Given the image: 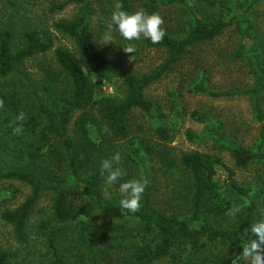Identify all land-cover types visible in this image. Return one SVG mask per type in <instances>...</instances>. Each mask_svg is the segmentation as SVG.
Listing matches in <instances>:
<instances>
[{
  "label": "trees",
  "instance_id": "16d2710c",
  "mask_svg": "<svg viewBox=\"0 0 264 264\" xmlns=\"http://www.w3.org/2000/svg\"><path fill=\"white\" fill-rule=\"evenodd\" d=\"M199 0H162L163 7H177L187 17L186 28L176 33L165 29L158 44L143 39L146 49L165 52L164 61L148 72H135L120 56L107 51L94 34L92 18L95 10L89 0H67L53 5L50 13L63 11L70 5L79 7L71 22L54 25L56 32L69 39L73 47L54 49L48 30H36L10 23L0 29V185L27 187L30 195L15 210L7 209L1 219L13 230L15 241L29 245L31 216L41 199L52 198L54 220L42 221L48 253L42 264H157L169 258L171 264H211L209 257L185 256L203 246H225L241 250V233L253 222L264 218V133L254 146L248 147L226 134L224 125L208 112L195 110L191 119L205 126L204 141H211L218 150L227 152L234 167L222 158L200 152L176 157L172 136L165 125L163 107L146 96L155 83L174 71L188 51L199 44L216 40L240 19L246 25V37L252 47L242 48L239 56L249 55L255 85L251 89L214 91L209 77L202 73L192 83V94L212 99L248 97L258 122L264 120L260 98L264 95V55L258 51L254 27L248 14L259 0H231L227 12L201 18ZM209 8H217L220 0H202ZM228 1V0H227ZM117 0L124 9H140L157 13L156 0ZM15 12L19 7L12 3ZM236 15H233L235 14ZM238 13V14H237ZM110 19V18H109ZM108 23H102L105 32ZM114 38L120 39L114 32ZM52 56V57H50ZM44 61V79L39 81L27 65ZM95 80L119 84L121 98H97ZM141 114L152 126V137L135 135L129 122ZM23 114V119H17ZM21 127L17 134L14 129ZM141 131V126H136ZM91 129L97 140L91 138ZM191 140L193 135L189 134ZM119 152L126 164L133 167L145 185L137 212L121 209L119 195L106 192V174L101 162ZM151 159L159 160L165 173L180 171L191 184L189 209L169 213L157 206L159 187L155 181ZM119 167L120 164L115 165ZM218 168L228 173L220 184ZM254 170L251 172V170ZM237 171L251 172V183H240ZM122 173L119 183L125 182ZM117 183V185H119ZM73 198H81L95 208L103 222H85L75 229L82 251L77 262L68 259L60 248L59 236L79 221L70 210ZM172 207H177L173 199ZM233 205L241 206L237 220L228 215ZM52 222L57 228L52 227ZM21 253L0 241V264H24Z\"/></svg>",
  "mask_w": 264,
  "mask_h": 264
},
{
  "label": "rangeland",
  "instance_id": "374dc122",
  "mask_svg": "<svg viewBox=\"0 0 264 264\" xmlns=\"http://www.w3.org/2000/svg\"><path fill=\"white\" fill-rule=\"evenodd\" d=\"M65 1L67 0H0V29L10 23H15L18 28L21 24H25L32 29L48 30L50 38L55 42L54 49L64 46L73 47L69 39L56 32L54 25L59 22L73 21L79 13V7L70 5L61 12L50 13V8L53 5L62 4ZM89 1L95 10L92 18L94 34L107 51L123 58L128 67L135 72L151 71L164 61L165 52L146 49L142 38L131 42L122 38H114L113 43L105 45L103 39L105 32L101 31V25L110 21L109 18L117 5V0ZM11 2L19 7L18 12L14 11ZM134 2L135 4L141 3L139 0H134ZM161 2L162 0H156L159 6L157 13L164 20L161 27L164 30L171 29L176 33L182 32L187 25V17L183 10L177 7H163ZM197 5L200 17L205 19L213 18L221 12H227L230 5L234 7L231 0H220L217 8H209L202 0H199ZM248 17L255 30L258 51L264 55V0H259L254 5ZM239 22H241L240 19H235L234 25L227 28L216 40L199 44L190 49L174 71L167 74L146 92V96L159 103L167 114L165 125L170 130L171 146L176 157L200 152L218 156L222 158L226 166L234 167V162L227 152L218 150L213 142L203 140L205 126L193 121L189 116L195 110L210 113L214 120L224 125L226 134L230 139L237 140L245 146L251 147L257 144L264 133V120L258 122L253 111V102L248 97L216 100L190 92L192 83L198 81L204 72L209 77V88L214 91H226L233 88L246 90L255 85L249 55H238L244 46L246 48L252 47L254 41L248 40L246 25ZM127 47L133 48L134 51L132 53L127 52L125 50ZM44 61L50 62V58L35 59L27 65L39 81L44 79L43 68H49L47 64H44ZM1 82L2 80H0ZM95 84L99 100L118 99L123 96L119 84L113 85L100 80H95ZM260 101L264 112V95ZM129 124L132 127V133L135 130V135L152 137L151 123L143 115L134 114ZM136 126H141L142 130L138 131ZM189 134L193 135V140L190 139ZM91 138L97 140V134L93 129H91ZM151 160L155 181L159 187L156 197L157 206L169 213L180 210L187 213L191 189L187 175L180 171L165 173L159 160ZM118 163L120 164L118 168L126 177L125 182L138 179L137 171L126 164L123 158ZM252 171L254 170L252 169ZM251 172L237 171L236 179L240 183H251L253 180ZM217 180L220 184H225L228 180V173L225 169L218 168ZM118 187L117 184L112 186L107 184V194L110 196L119 195ZM14 189L17 190L18 194L14 195L10 184L0 185V241L6 247L18 250L21 253L20 261L24 264H42L46 260L48 248L47 241L43 236L44 230L39 231L38 226L42 221L54 220L52 198L46 195L38 203L30 219V222L35 225V229H31L30 244L20 245L15 241L12 228L1 219L5 210L17 209L30 195L29 189L19 183L14 185ZM173 199L177 200L175 209L171 206ZM70 210L73 214L79 215L80 219L71 225L72 230H67L59 236V242L60 248L65 250L68 259L78 263L82 251L75 229L82 222L88 224L102 223L103 218L90 202L81 198L71 200ZM52 227L57 228V225L52 222ZM240 251L236 248L208 245L192 250L185 256L192 254H194V258L208 256L211 264H231V259H234ZM172 262V259L169 258L157 264H171Z\"/></svg>",
  "mask_w": 264,
  "mask_h": 264
},
{
  "label": "clouds",
  "instance_id": "9594fccd",
  "mask_svg": "<svg viewBox=\"0 0 264 264\" xmlns=\"http://www.w3.org/2000/svg\"><path fill=\"white\" fill-rule=\"evenodd\" d=\"M164 23L163 18L158 13H148L143 9L130 12L118 3L111 13L110 21L107 24L103 35L105 45L113 43L114 32L125 41H137L141 38L150 40L153 44H158L165 37L166 32L161 27ZM127 52H133L131 47L125 48ZM17 119H23L21 114ZM21 127L14 129L19 134ZM121 155L116 152L110 158L101 162L102 173L106 174V183L109 186L119 183L121 169L115 165L120 161ZM145 185L140 179H132L119 183L118 192L120 195L119 205L121 209L129 212H137L141 206ZM241 206L233 205L229 211L233 220H237L241 214ZM243 244L241 251L231 259V264H264V218L259 219L249 225L241 233Z\"/></svg>",
  "mask_w": 264,
  "mask_h": 264
}]
</instances>
